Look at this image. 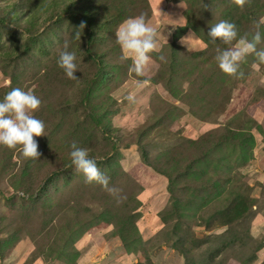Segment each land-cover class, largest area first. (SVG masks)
<instances>
[{
    "label": "rangeland",
    "instance_id": "374dc122",
    "mask_svg": "<svg viewBox=\"0 0 264 264\" xmlns=\"http://www.w3.org/2000/svg\"><path fill=\"white\" fill-rule=\"evenodd\" d=\"M140 14L167 43L137 75L115 33ZM220 21L264 35V0H0V99L33 91L45 124L38 159L0 146V264H264V63L222 73Z\"/></svg>",
    "mask_w": 264,
    "mask_h": 264
},
{
    "label": "clouds",
    "instance_id": "9594fccd",
    "mask_svg": "<svg viewBox=\"0 0 264 264\" xmlns=\"http://www.w3.org/2000/svg\"><path fill=\"white\" fill-rule=\"evenodd\" d=\"M237 3L242 5L244 0H237ZM85 27L86 23L82 21L75 35L81 38ZM207 35L213 41L220 40L224 45H233L225 49L217 48L215 60L218 68L226 75H237L240 62L249 55L254 54L259 62L264 63V50L257 49V45L264 40V35L259 30L249 39L247 35L239 36L234 23L220 21L209 29ZM115 36L123 52L122 58L132 60L129 71L137 75L143 73L151 60L150 53L160 50L159 39L163 38L167 43V37L156 27L151 26L144 14L128 18L119 26ZM195 36V33H190L189 36L182 38L181 42L193 40ZM197 43L200 42L197 40ZM68 47L67 44L64 45L57 63L68 79L76 80L77 55L69 51ZM159 59L163 61L165 57L160 56ZM253 67H258V64H254ZM41 103V99L33 91H25L19 87L13 88L0 99V146L9 149L19 146L22 156L27 159L40 157L39 144L35 138L45 136V124L36 118L34 113L40 108ZM71 149V163L83 174L86 183L95 182L110 193L117 192V189L109 187L110 178L101 172L96 160L89 157L86 149L79 147L75 142L72 143Z\"/></svg>",
    "mask_w": 264,
    "mask_h": 264
},
{
    "label": "trees",
    "instance_id": "16d2710c",
    "mask_svg": "<svg viewBox=\"0 0 264 264\" xmlns=\"http://www.w3.org/2000/svg\"><path fill=\"white\" fill-rule=\"evenodd\" d=\"M188 21H189V19H188ZM190 22V21H189Z\"/></svg>",
    "mask_w": 264,
    "mask_h": 264
}]
</instances>
